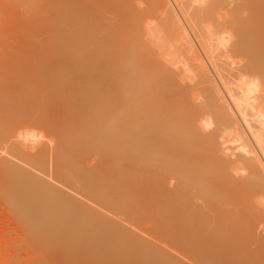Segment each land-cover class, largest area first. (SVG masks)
<instances>
[{
  "label": "bare ground",
  "instance_id": "1",
  "mask_svg": "<svg viewBox=\"0 0 264 264\" xmlns=\"http://www.w3.org/2000/svg\"><path fill=\"white\" fill-rule=\"evenodd\" d=\"M135 2L50 0L22 19L32 39L0 53V184L39 249L87 217L57 177L86 183L111 166L136 195L130 222L91 234L116 240L112 263L185 264L177 249L193 264H264V0ZM81 150H103L104 165L87 171ZM160 150L155 181L137 175Z\"/></svg>",
  "mask_w": 264,
  "mask_h": 264
},
{
  "label": "rangeland",
  "instance_id": "2",
  "mask_svg": "<svg viewBox=\"0 0 264 264\" xmlns=\"http://www.w3.org/2000/svg\"><path fill=\"white\" fill-rule=\"evenodd\" d=\"M137 2H135V4L136 5L140 4L141 6L142 3L140 2L137 4ZM50 5H51L50 0H0V33L2 32L0 34V53L6 52V54H15L16 50H18L16 48L20 46V42H22L26 38L32 39L31 37L27 36L25 25L20 24L22 19L29 17L28 23H31L35 21L38 15H40L41 13L48 12ZM142 6L144 7L145 4L143 3ZM105 13H106V17H108L106 23H109L108 21L112 19L110 17H113L111 16L113 15V13L112 12L109 13L108 11H105ZM81 85L82 84H80L79 86L78 84L76 85L80 89L79 90L78 88H75L76 91L78 92H80L81 90L84 91ZM35 89H38L36 88V85L34 86V89L30 91L29 95L37 92V90ZM73 91L74 90L72 89V92ZM17 92L19 94H24L25 90L21 86L17 88ZM33 98H34L33 109L42 105L41 103H39V101L42 100L41 94H39V92L36 93ZM61 108L62 107L54 108L55 111H57L58 109L60 110L57 111L60 114V116H57V119L66 122L69 119L68 117L60 119L62 118L63 115V114L61 115V113H63L64 111V109ZM40 109H41L40 112L35 113L37 118H42V120L48 119L51 121L52 119H54V117L48 115L47 108L41 107ZM72 122L76 123V120H72ZM85 125H86V121H85ZM231 137L234 138V136ZM237 140L238 139H236V141ZM236 141H233L234 144L232 141H230L232 143L228 142V144L230 143V145L232 144L231 146L233 145L236 146L235 144L237 143ZM2 150L3 149L1 148V144H0V153L3 152ZM81 151H84L83 165L87 171L93 169L98 170L102 165H104L100 163L103 162V157L101 161L100 160L101 156H99L100 152L103 150H81ZM106 151L107 150H105L104 152ZM116 151L120 153L119 150ZM165 151L167 150H160V153L158 155H153L151 157L152 161L150 160V162L152 164L149 163L150 169H149V165L146 166L148 171L146 170L145 167H143V169L141 170L140 168L135 167L136 170L138 169V171H136L137 175L141 174L140 171H142V173L150 177L149 179L152 178L151 182H154L156 178L155 176H158V171L156 173V170L158 168L157 166H159L156 162L157 161L156 159L163 156L162 153ZM108 152L114 153L115 150H109ZM117 152H115L114 154H116ZM75 153L77 154L79 153V151L77 150L76 152H74V154ZM111 158L112 157L109 155L108 159L110 160ZM106 159L107 158H104V162L106 161ZM164 160L167 163L169 158L165 157ZM176 162L181 164L180 152L176 157ZM98 163L100 164L98 165ZM112 168H114L116 172L114 171V169L112 170ZM109 169H108V173H109L108 177H107L108 175L107 172L104 171L106 173L105 175L103 172L98 170L95 177L91 181H88L86 183L85 181H83L84 183L83 182L81 183L80 181L75 179L68 180L64 178V176L57 177L59 186L63 187L65 191H67L68 194H70V196L71 195L76 196L77 199L81 198L78 200H81L82 202H84L83 200H85L86 203L83 205L85 212L82 211L81 212L82 215H86L87 217L84 219L82 224L81 223L77 224V227L80 228V230L71 231V233H69V235H71L70 238L67 239V237L65 238L56 237V239L53 240L52 242L51 241L48 242V244L45 245L44 249H39L38 247L32 244L35 239L34 236H36V233H38L37 227L34 225H32L31 227L24 225L23 222L24 219L22 216H20L21 214L18 213L19 211L17 210L18 205L16 204L19 200L17 199V197L16 200L15 198H12L11 197L12 195L9 192L11 190L5 189V186L0 184V264H114L110 261L111 256H113V254L116 253H121V250L119 249L120 247L117 245V242H115L116 240L110 239L108 240L110 242L105 241L104 243H96L91 237V234H93L96 237H101L103 234H106L107 232L105 230L107 227L105 226V224L108 226V224L112 221L130 222V220L133 218V209L136 201L135 200L136 195L135 194L133 195L131 191L127 192L124 189L122 190V186H123L122 183H124L126 180L123 181L122 179L121 183L120 181H118L121 180L120 179L121 176H119L121 172H118L116 167L110 166ZM163 170H164V174L167 177V180L169 179L168 187L173 188L175 184V180L173 179L174 176L169 173L171 171H169L168 169L163 168ZM111 172L112 174L118 172L117 175L119 178L116 180L117 182L114 181L116 183L114 184L115 186L112 185L114 182H112L111 184L112 180L110 179L111 178L113 179L112 175H110ZM153 172H155L156 175ZM130 174H132V172ZM134 174L136 173H133L132 175ZM118 182L121 185H119ZM126 182L129 181L127 180ZM118 186L120 189L118 188ZM3 189H5L4 192ZM119 190H122L120 191L122 193H119ZM5 191L7 192L5 193ZM114 192H117L118 195L121 194L119 196L121 198H119L118 195H116ZM8 193H10L11 196H9ZM115 196L117 197L115 198ZM112 204H114L113 207L109 209V206ZM63 210L64 208H59V211H63ZM37 217H42V216L38 215ZM43 218H44V214H43ZM38 220H40V218ZM87 222L89 223V226L86 228ZM145 225L146 224H143V226ZM130 227H131L130 233H132L134 225H130ZM173 250H172L173 254L181 258V260H183L185 264H193L190 259H187V256L182 257V255H185L183 252L177 249H175V251ZM179 252L181 253V255ZM129 254L131 255L132 253ZM129 254H125V256L129 258ZM117 255L118 254H116V256ZM130 257H133V255ZM177 264H181V263H177Z\"/></svg>",
  "mask_w": 264,
  "mask_h": 264
}]
</instances>
